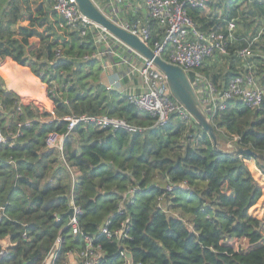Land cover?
Instances as JSON below:
<instances>
[{"label":"trees","instance_id":"trees-1","mask_svg":"<svg viewBox=\"0 0 264 264\" xmlns=\"http://www.w3.org/2000/svg\"><path fill=\"white\" fill-rule=\"evenodd\" d=\"M49 1L52 11L41 0H0V60L9 57L29 67L47 84L54 104L51 112L20 97L0 77V127L6 138L0 144V251L8 252L0 264H43L61 231L65 252L85 249L84 239L65 228L73 186L67 165L77 176L75 199L84 211L81 231L95 234L111 217L112 230L127 226L120 239L97 241L102 248L97 264H264L261 160L232 155L229 148L250 149L264 157V101L257 109L231 101L212 119L221 150L196 121L189 126L174 116L167 126L152 128L148 114L137 111L119 90L102 84L98 59L81 61L98 49L92 33L83 37L72 31L53 10L56 0ZM188 13L204 32L227 35L231 20L252 26L249 39L236 32L226 54L209 59L226 58L228 69L208 68V60L199 72L224 90L243 73L240 53L251 47L248 61L264 88V32L251 45L264 23V2L222 0L208 9L188 7ZM48 18L60 37H46L45 45L30 49ZM150 23L154 29L156 23ZM159 35L154 41L161 40ZM58 50L61 58L56 57ZM188 77L193 80L192 74ZM53 83L60 94H53ZM70 115H107L146 130L131 135L80 125L67 138L62 159L45 139L51 132L65 135L64 119ZM169 185L177 188L168 191ZM132 188L139 192L128 201L124 196ZM121 207L123 214L118 213Z\"/></svg>","mask_w":264,"mask_h":264},{"label":"built area","instance_id":"built-area-1","mask_svg":"<svg viewBox=\"0 0 264 264\" xmlns=\"http://www.w3.org/2000/svg\"><path fill=\"white\" fill-rule=\"evenodd\" d=\"M143 1L146 14L132 13L128 17L124 10L118 8V5L122 4V0H106L107 7L109 8V11H107L109 16H107L113 23L138 37L155 55L160 56L168 63L181 67L187 75H193V80L190 81L196 91L201 108L210 121L216 116L219 117L227 109L228 103L231 101L243 102L252 109L261 107L264 101V88L256 74L255 66L248 61L253 56L251 47H247L240 53L245 59L242 65L244 67L243 73L230 79L224 90L220 89L219 85L199 72V69H202L205 63L217 53L226 54L227 44L235 39L237 30L236 21L231 20L227 22V35L217 30L204 32L189 15L188 7L207 9L212 0ZM118 9L120 10L119 13ZM53 10L64 19L70 29L80 31L83 36H86L88 33H95V43L100 41L107 43L110 39L111 48H105L99 52L87 55L84 57L85 60L102 58L108 55L119 57L124 62H127L129 54H133L134 62L131 63L130 72L117 76L107 89L119 90L123 87L125 78L134 73L138 74L142 79L141 86L137 87L133 92L126 93L125 97L128 103L134 106L137 111L148 114L151 117L154 121L152 128L167 126L174 116L187 125H192V122L195 121L194 118L181 104L171 98L166 76L152 61L115 38L105 28L94 24L84 17L75 0H56ZM103 13L107 14L104 11ZM151 21L156 23L154 29L150 23ZM263 32L264 23L259 35L251 45L260 39ZM155 35H159L161 40L154 41L153 37ZM56 57H62L60 50L56 52ZM53 94H60L56 84L53 85ZM64 120L68 123V132L65 135L51 132L45 139L46 145L49 148L57 149L61 153L62 159H64L62 153L67 138L80 125H95L100 129L110 130L112 133L122 130L131 135L142 133L146 130L145 127L107 115H70ZM28 124L29 122L25 123V125ZM19 136L20 130L14 135V138L16 139ZM5 142L6 138L0 127V144ZM230 147L233 150L236 148L234 146ZM72 174L74 176L73 172ZM176 188L177 186L169 185L168 191H173ZM137 192H139L138 188H132L124 197L130 201ZM68 207L69 212L72 211V215L68 213V223L65 228L70 229L73 236H81L84 239L85 249L82 252H65V238L61 231L43 264H97L102 250L97 241L103 237L107 239H120L127 232L126 223H123L119 229L112 230L113 221L111 217L104 222L97 233L92 235L84 234L81 231L79 223L80 218L84 215V211L76 202L74 188L68 198ZM1 211L0 209V220ZM118 213L123 214V207L119 209ZM61 221V216H57L56 222L60 223ZM7 254L6 250L0 251V262ZM128 259L131 261L130 258ZM129 264L131 263L129 262Z\"/></svg>","mask_w":264,"mask_h":264},{"label":"crops","instance_id":"crops-1","mask_svg":"<svg viewBox=\"0 0 264 264\" xmlns=\"http://www.w3.org/2000/svg\"><path fill=\"white\" fill-rule=\"evenodd\" d=\"M94 1L101 9H103L104 11H109L106 0H94ZM116 1H119V0H116ZM219 1H222V0H212L211 3L219 2ZM242 1H256V0H242ZM259 1L264 2V0H259ZM245 6L246 4H243L241 8H245ZM118 8L120 10H124L125 13L128 15V17L131 16L132 13L133 14L138 13L140 15L146 14L145 5H144L143 0H122V4L118 5ZM26 24L27 22H24V25ZM71 30L78 31L75 29H71ZM251 31H252V26H248L245 28L243 27V25L237 24V30H236V32H238L237 37L239 38L246 37V39L247 38L249 39L251 36ZM243 32H246V36L241 35V34H244ZM94 34L95 33H92L93 40L95 41ZM36 39L37 38L31 39L30 49L35 50L43 46V45L36 46L33 42V40H36ZM96 44L98 46V49L96 52L104 50L105 48L107 49L111 48L110 39L108 40L107 43H105L104 41H100V42H96ZM91 59L93 58H90L88 60H91ZM94 59L99 60V66L103 70V73L101 75V82L106 87H108L117 76L130 72L131 63L134 62L133 54H129L126 60L127 62H124L119 57H113V56H108V55L102 58H94ZM88 60H85L83 58L81 61H88ZM227 62L228 61L226 58L222 57L221 60H218L217 58H215V59L209 60L206 66L208 68H212V67H215V65H218V66L222 65L223 67L228 69ZM0 77L4 80L5 86H6L5 88L7 90L19 95L20 97L38 101L44 104L48 108L49 111L51 112L53 111L54 104L50 100L49 95H48L49 87L47 86V84L43 83L37 76H35L29 67L21 66L8 57L4 60H0ZM141 84H142V79L138 76V74L134 73L131 76L125 78L123 87L119 89V91L125 95L126 93L133 92L137 87L141 86ZM54 150H57V149H54ZM67 167L71 173L72 180H73V186L71 189V192H72L77 182L76 181L77 176L68 165ZM72 172L74 173V176Z\"/></svg>","mask_w":264,"mask_h":264},{"label":"water","instance_id":"water-1","mask_svg":"<svg viewBox=\"0 0 264 264\" xmlns=\"http://www.w3.org/2000/svg\"><path fill=\"white\" fill-rule=\"evenodd\" d=\"M82 15L94 24L105 28L115 38L129 46L134 51L138 52L148 60L152 61L157 68L166 76L170 88L171 95L181 104L194 118V120L207 132L210 139L214 143L216 149H220V142L216 130L202 110L196 91L187 73L179 66L171 64L163 60L160 56L142 43L138 37L129 33L127 30L113 23L109 17L103 13L94 0H75ZM232 155L254 156L261 160L260 168L264 174V157L256 154L250 149L236 147L230 152ZM72 215V211L69 212Z\"/></svg>","mask_w":264,"mask_h":264},{"label":"rangeland","instance_id":"rangeland-1","mask_svg":"<svg viewBox=\"0 0 264 264\" xmlns=\"http://www.w3.org/2000/svg\"><path fill=\"white\" fill-rule=\"evenodd\" d=\"M42 3L44 2L45 6L49 9L51 5V2L49 0H41ZM103 10V9H102ZM50 11H52V8H50ZM104 11V10H103ZM107 13V11H104ZM120 12V10L118 9V13ZM109 13H107L106 15H108ZM109 16V15H108ZM52 18H48L47 20L42 21V26H40L38 28V32L41 33L42 36L37 37L36 40H33L34 44L37 45H45L44 41L46 37H48L49 39L54 38V39H58V37H60V33L58 32V30H55V22L53 20H51ZM54 24V26H53ZM124 24V23H123ZM242 28V27H241ZM240 28V29H241ZM240 31V30H239ZM43 37V38H42ZM223 66L222 65H215V71L221 70ZM229 147V146H228ZM231 149V147H229ZM231 151H234L233 149H231ZM262 209H259L260 213L262 214L264 212V204L261 206Z\"/></svg>","mask_w":264,"mask_h":264},{"label":"bare ground","instance_id":"bare-ground-1","mask_svg":"<svg viewBox=\"0 0 264 264\" xmlns=\"http://www.w3.org/2000/svg\"><path fill=\"white\" fill-rule=\"evenodd\" d=\"M25 87V86H24Z\"/></svg>","mask_w":264,"mask_h":264}]
</instances>
